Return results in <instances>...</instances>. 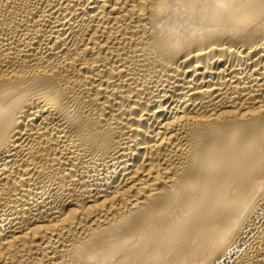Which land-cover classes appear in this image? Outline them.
I'll return each instance as SVG.
<instances>
[{"label":"bare ground","instance_id":"6f19581e","mask_svg":"<svg viewBox=\"0 0 264 264\" xmlns=\"http://www.w3.org/2000/svg\"><path fill=\"white\" fill-rule=\"evenodd\" d=\"M0 264H264V0H0Z\"/></svg>","mask_w":264,"mask_h":264}]
</instances>
